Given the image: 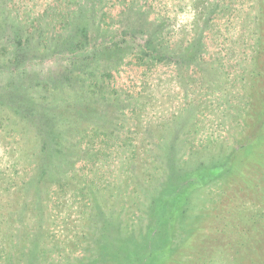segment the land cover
Instances as JSON below:
<instances>
[{
  "label": "rangeland",
  "instance_id": "rangeland-1",
  "mask_svg": "<svg viewBox=\"0 0 264 264\" xmlns=\"http://www.w3.org/2000/svg\"><path fill=\"white\" fill-rule=\"evenodd\" d=\"M0 264H264V0H0Z\"/></svg>",
  "mask_w": 264,
  "mask_h": 264
},
{
  "label": "trees",
  "instance_id": "trees-1",
  "mask_svg": "<svg viewBox=\"0 0 264 264\" xmlns=\"http://www.w3.org/2000/svg\"><path fill=\"white\" fill-rule=\"evenodd\" d=\"M151 42L149 41V42H145L143 45H141V49H140V51L142 52V54H144V55H153V54H155L154 52V49L151 47V44H150ZM98 48H94L93 49V47L91 46V44L90 43H83L81 46H79L78 44L77 45H75L74 46V48H73V54H74V56H83L85 53H87V52H91V50L92 51H94V52H96V50H97ZM73 63H75L74 62V60H73ZM24 71H27L26 70V68H24ZM26 75V74H25ZM61 74H56V73H53V72H50L49 73V75L48 76H46L45 77V80L46 81H48V79L49 78H47V77H52V79H54V78H59V76H60ZM50 80V79H49ZM55 80V79H54ZM48 118V117H47ZM51 125H47L46 126V128L47 127H50ZM45 128V127H44ZM53 128V127H52ZM44 133L43 134H46L47 136H48V139H49V141L51 142V144H53V145H55V143L54 142H56V140H54V137H53V133H50V132H52V129L51 128H47V130L46 129H44V131H43ZM56 152H57V150H56ZM220 169L219 168H216L215 169V171H219ZM113 241H115V239L114 238H112L111 236H106L105 237V242H107L108 244H112V242ZM106 244V243H105ZM107 245V244H106ZM109 246V245H108Z\"/></svg>",
  "mask_w": 264,
  "mask_h": 264
}]
</instances>
